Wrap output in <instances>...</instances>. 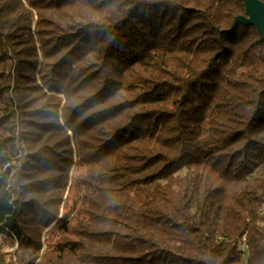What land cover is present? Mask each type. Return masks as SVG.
Listing matches in <instances>:
<instances>
[{
    "label": "trees",
    "instance_id": "16d2710c",
    "mask_svg": "<svg viewBox=\"0 0 264 264\" xmlns=\"http://www.w3.org/2000/svg\"><path fill=\"white\" fill-rule=\"evenodd\" d=\"M243 14L0 0V264H264V41L231 29Z\"/></svg>",
    "mask_w": 264,
    "mask_h": 264
},
{
    "label": "water",
    "instance_id": "95a60500",
    "mask_svg": "<svg viewBox=\"0 0 264 264\" xmlns=\"http://www.w3.org/2000/svg\"><path fill=\"white\" fill-rule=\"evenodd\" d=\"M245 14L238 15L232 22L231 29L238 23L253 25L261 41H264V2L261 0H243Z\"/></svg>",
    "mask_w": 264,
    "mask_h": 264
},
{
    "label": "rangeland",
    "instance_id": "374dc122",
    "mask_svg": "<svg viewBox=\"0 0 264 264\" xmlns=\"http://www.w3.org/2000/svg\"><path fill=\"white\" fill-rule=\"evenodd\" d=\"M69 133H71V132H69ZM74 160H75V158H74ZM73 169H74V161H73V165L71 166V170H70V174H69V177H70V175L73 173ZM66 193V192H65ZM60 213V212H59ZM60 217V215H58V218ZM47 229L48 228H46V229H44L43 231H42V234H41V242H42V245H43V247L45 246V238L47 237V235H46V232H47ZM51 237V233H50V235H49V237H47V238H50ZM46 238V239H47ZM5 239V238H4ZM4 239H3V237L2 236H0V243H3V245H1L0 244V248H1V250L3 251V252H5V255H6V257H9V256H12V252H13V250H14V248H16V244H13V243H11L8 239H6L5 241H4ZM13 244V248H12V245ZM11 246V247H10Z\"/></svg>",
    "mask_w": 264,
    "mask_h": 264
},
{
    "label": "built area",
    "instance_id": "2783aa9c",
    "mask_svg": "<svg viewBox=\"0 0 264 264\" xmlns=\"http://www.w3.org/2000/svg\"><path fill=\"white\" fill-rule=\"evenodd\" d=\"M243 239H244V237H243Z\"/></svg>",
    "mask_w": 264,
    "mask_h": 264
}]
</instances>
